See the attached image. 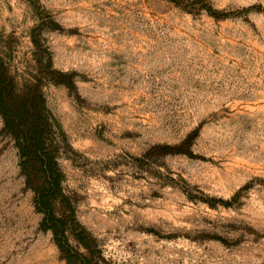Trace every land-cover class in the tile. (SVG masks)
I'll list each match as a JSON object with an SVG mask.
<instances>
[{
	"label": "rangeland",
	"instance_id": "rangeland-1",
	"mask_svg": "<svg viewBox=\"0 0 264 264\" xmlns=\"http://www.w3.org/2000/svg\"><path fill=\"white\" fill-rule=\"evenodd\" d=\"M208 1L230 16L167 0H0V65L41 85L56 210L92 264H264V0ZM47 58L75 90L43 78ZM41 221L0 117V264H67Z\"/></svg>",
	"mask_w": 264,
	"mask_h": 264
},
{
	"label": "trees",
	"instance_id": "trees-1",
	"mask_svg": "<svg viewBox=\"0 0 264 264\" xmlns=\"http://www.w3.org/2000/svg\"><path fill=\"white\" fill-rule=\"evenodd\" d=\"M167 1L185 11L195 8L204 11L216 20L230 16L229 13L216 10L208 0ZM48 23L49 30L61 29L51 20ZM32 43L35 47L39 45L35 31ZM39 67L48 83L75 90L74 74L55 69L51 58H47L44 65ZM0 117L3 120V132L12 140L17 150L20 174L24 178L25 186L33 192L34 207L42 215L41 229L52 233L53 241L67 264H92L88 254L76 250L70 243L71 236L88 250L83 231L79 234L72 233L65 215L56 210V204L63 198V175L58 166L54 143L55 123L46 107L38 81L27 80L19 84L9 69L0 65ZM189 141L185 144L189 145ZM183 147L184 145H157L152 147V152L157 151L162 156L187 154Z\"/></svg>",
	"mask_w": 264,
	"mask_h": 264
}]
</instances>
